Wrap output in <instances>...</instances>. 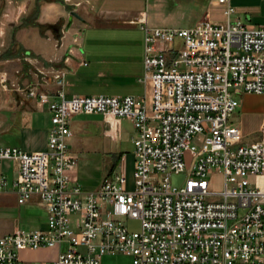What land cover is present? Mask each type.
I'll list each match as a JSON object with an SVG mask.
<instances>
[{
    "label": "built area",
    "instance_id": "2783aa9c",
    "mask_svg": "<svg viewBox=\"0 0 264 264\" xmlns=\"http://www.w3.org/2000/svg\"><path fill=\"white\" fill-rule=\"evenodd\" d=\"M230 1L215 0L225 18L234 11ZM138 23L145 38L137 80L150 85L148 103L131 96L68 98L63 73L54 76L53 95L36 84L24 90L51 114L47 150L0 147V163L17 167L11 184L0 178V191L13 189L18 204L37 196L46 228L0 233V264H102L113 255L130 264H264V125L258 142L243 144L230 122L235 96L264 93V28L208 19L185 29ZM78 114L132 123V190L123 172L89 192L73 179L69 123ZM198 134L200 147L191 143ZM169 172L186 173L185 183L172 187ZM216 173L222 190L210 191ZM128 220L139 229L131 231ZM51 247L59 249L52 262L20 260L22 250Z\"/></svg>",
    "mask_w": 264,
    "mask_h": 264
},
{
    "label": "crops",
    "instance_id": "0c3cea01",
    "mask_svg": "<svg viewBox=\"0 0 264 264\" xmlns=\"http://www.w3.org/2000/svg\"><path fill=\"white\" fill-rule=\"evenodd\" d=\"M5 1L6 7L12 4L10 0ZM151 1L76 0L79 5H72L68 10L59 0H15L19 6L17 19L21 18L25 24L19 27L21 22L7 24L1 18L0 80H9L19 88L17 92L13 91L14 97L12 92L0 88V112L10 113L8 117L0 116V133L18 128L20 144L0 147H13L25 152L47 150L51 114L46 106L38 105L36 99L26 98L19 89L36 84L39 91L53 95L57 90L54 76L58 73L65 75L64 91L68 98L74 95L131 96L148 103L150 85L137 80L143 73L145 38L138 21L145 19L150 28H172L167 26L168 18L181 6L183 0H167L168 4L165 0ZM186 1L196 6L201 20L208 19L215 23L240 21L245 25L264 28V0H231L230 6L234 11L229 18L223 16V7L215 0ZM31 2L34 6L38 3V13L33 20L37 26L26 24L31 21ZM6 7L2 16H14ZM71 16L75 17V23L71 22ZM56 18L66 19L67 25L57 27L53 24ZM40 26L51 28L41 31ZM13 29H16L14 44L23 55L22 58L7 56L12 47L10 37ZM177 44H180L179 40ZM235 97L239 105L230 122L240 130L243 144H254L260 140L264 125V93H243ZM69 126L71 155L72 141L78 144L79 149L98 155L100 153L105 161V175L118 174V171L125 173L129 158L134 163L133 139L136 131L129 120L100 114H78L70 119ZM16 176L17 167L14 162L0 163V178H5L11 184ZM73 179L88 192L100 185L93 179H80L78 160ZM37 209L44 212L43 219L35 216ZM45 228L46 213L37 196H31L24 204H18L13 189L0 192L1 234ZM58 252L57 247L22 250L19 257L24 263L52 262ZM113 256H104L102 264L104 258Z\"/></svg>",
    "mask_w": 264,
    "mask_h": 264
},
{
    "label": "rangeland",
    "instance_id": "374dc122",
    "mask_svg": "<svg viewBox=\"0 0 264 264\" xmlns=\"http://www.w3.org/2000/svg\"><path fill=\"white\" fill-rule=\"evenodd\" d=\"M12 1V4L7 5L6 7V1L5 0H0V21L1 18H3V21H6L7 24H16V23H20L21 22V18L17 19V13H18V5L16 4L15 0H10ZM58 1V0H57ZM167 1V0H165ZM59 2L61 4H63L64 6H66L67 8L70 6H76L77 2L76 0H71L69 2H67L66 0H59ZM150 2H152L150 0ZM162 2V1H161ZM73 3V4H72ZM164 3V1H163ZM165 4V3H164ZM168 4V1H167ZM78 6V5H77ZM8 8V10H10L12 13H14L15 15L13 16L12 14L9 16V18H4L2 15L4 14V10ZM33 8V9H32ZM68 8V10H69ZM32 9V11L30 12L29 17H31V21L30 23H26V24H30V25H34L37 26V24L33 21L35 16L38 13V3L36 2L35 6L34 4H32V2L29 4V10ZM164 12V11H163ZM21 17V16H20ZM168 27H172V28H190L193 27L200 19V17H198V10L196 8V6L192 5V3H189L186 0H183L181 3V6L174 11L168 18ZM55 22L53 24H55L57 27H64L67 25V20L66 19H55ZM23 22V23H22ZM21 24L19 25V27H22L24 23V21H22ZM71 22L75 23L76 19L75 17L71 16ZM10 29V28H9ZM16 31V29H13V35L12 37H10V39L12 40V47L9 49L8 51V58H12V56H19L18 58H22L23 55H21L19 52L20 50H17V46L14 44L15 43V37H14V32ZM16 53H15V52ZM15 53V54H13ZM15 75L18 77L19 74L15 73ZM3 83L4 86H3ZM31 85H29L28 87H21V89H19L24 95V90H27ZM5 87V88H4ZM0 88L5 91V92H12V94L14 93L13 91L18 90L19 87L14 86L13 84L10 83L9 80H0ZM39 88V86H38ZM39 91V89H38ZM14 97V94H13ZM10 113H8L7 111H1L0 112V116L3 117H8ZM16 114H20L19 112H16ZM1 129L3 130L4 127H1ZM204 139V135L203 134H198L196 136H194L191 139V143L193 145H196L197 147H200L202 145ZM20 135H19V130L18 128H14L11 132H2L0 133V145H6V146H16L18 145V143L20 144ZM71 151L72 154L75 156V158H77L78 160V174L80 176V179H87V180H91L93 179L94 182H99L100 184L108 177V175H105L106 172L104 171V167L103 165L105 164V161L102 160V155L99 153L95 154L91 151H86L83 149H79L78 144H75V142L71 143ZM119 170V169H117ZM119 173V171H118ZM133 173H134V169H133V162L132 159H127L126 161V168H125V176H126V188L128 190H132L134 188V177H133ZM164 176H168V179L170 181V185L172 187H180L182 186L187 178V174L186 173H179V174H175L173 172H169L167 174H165ZM86 177V178H85ZM162 179V176L160 177ZM210 181H211V185H210V191H220L222 190V177L221 175L218 173L211 175L210 177ZM1 192V191H0ZM35 216L38 218L43 219L44 217V212L42 210H35ZM126 225L128 226V228L131 231H137L139 229V223L138 221H134V220H128L126 222ZM131 259L128 257H123V256H113V257H109V258H104V264H130Z\"/></svg>",
    "mask_w": 264,
    "mask_h": 264
},
{
    "label": "water",
    "instance_id": "95a60500",
    "mask_svg": "<svg viewBox=\"0 0 264 264\" xmlns=\"http://www.w3.org/2000/svg\"><path fill=\"white\" fill-rule=\"evenodd\" d=\"M49 28H51V26H40L41 31L49 29Z\"/></svg>",
    "mask_w": 264,
    "mask_h": 264
}]
</instances>
